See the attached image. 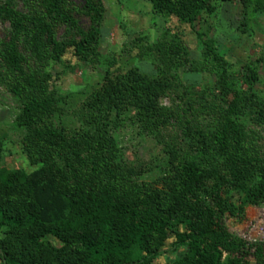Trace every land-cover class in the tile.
I'll use <instances>...</instances> for the list:
<instances>
[{"label":"trees","instance_id":"trees-1","mask_svg":"<svg viewBox=\"0 0 264 264\" xmlns=\"http://www.w3.org/2000/svg\"><path fill=\"white\" fill-rule=\"evenodd\" d=\"M22 1L20 9L0 0V19L10 26L0 37V85L19 105L14 124L38 168L2 166L0 137L1 263L155 264L167 255L166 264H251L249 256L264 264V242H248L225 222L264 206L261 60L236 68L200 30L195 60L181 33L165 28L153 43L133 42L135 59L150 71H113L117 58L100 52L103 0H83L81 9L72 0ZM147 1L165 21L193 29L224 5H240L244 32L264 15V0ZM68 50L82 63L105 65L72 114L75 95L51 89L50 68ZM205 73L215 80L186 83ZM129 124L163 146V159L129 160L118 136Z\"/></svg>","mask_w":264,"mask_h":264},{"label":"rangeland","instance_id":"rangeland-1","mask_svg":"<svg viewBox=\"0 0 264 264\" xmlns=\"http://www.w3.org/2000/svg\"><path fill=\"white\" fill-rule=\"evenodd\" d=\"M18 7L23 8V1L16 0ZM78 8L84 5L83 0H72ZM105 5V17L101 26L100 52L104 58H117V64L112 69L127 70L131 66H139L145 71L151 67L136 60L138 49L133 42L137 38H143L142 44L153 43L165 28L181 33L185 44L192 52L195 60L202 59L200 40L196 30L209 33V36L217 40L220 49L227 52V59L240 68L249 61L261 60L259 74L261 81L256 85L257 90L264 95V15L257 14L249 23V30L243 31L240 26L244 21L241 15L239 4L220 7L216 15H204L201 21L193 29L188 24L178 22L175 17L165 21L161 16L156 15L147 0H103ZM80 23L87 27L89 19L84 15H78ZM243 20V21H242ZM240 27V29L238 28ZM9 23L0 19V37L5 38ZM63 28L58 32L63 36ZM61 39V38H60ZM50 72L53 77L51 89H56L60 94L75 95L74 105L69 108L70 113L78 109L81 98L87 91L98 85L104 76L105 65L101 63L85 64L75 57L71 50L63 57L62 62L51 66ZM213 74H203L200 78L190 76L186 83L202 85L214 81ZM199 85V86H200ZM180 101V100H179ZM163 103L169 105V99ZM19 112V105L6 85H0V137L4 140V153L1 165L8 169H24L31 172L38 168L32 166L23 151L24 131L14 124L16 114ZM73 123L77 124L76 118ZM69 120V118H68ZM72 124V126L74 125ZM121 145L129 160L140 159L146 163L163 159V146L158 144L155 138L144 134L136 125H127L118 134ZM264 149V138L261 141ZM226 224L229 230L244 238L248 242H264V206L249 207L246 218L242 221L228 217ZM172 239L167 242L169 248ZM167 255L161 256L155 264H166ZM251 264H256L255 258L249 256ZM0 264L1 261H0Z\"/></svg>","mask_w":264,"mask_h":264}]
</instances>
